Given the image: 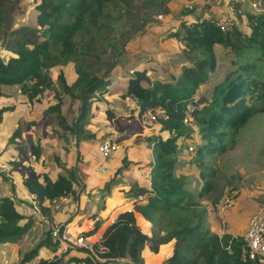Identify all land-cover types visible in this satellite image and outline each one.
Instances as JSON below:
<instances>
[{
    "label": "trees",
    "instance_id": "16d2710c",
    "mask_svg": "<svg viewBox=\"0 0 264 264\" xmlns=\"http://www.w3.org/2000/svg\"><path fill=\"white\" fill-rule=\"evenodd\" d=\"M20 1L0 0V95L4 94L2 85L15 84L25 101L34 104L45 91H51L54 102L41 113L51 115L61 129L56 128L52 136L56 131H69L76 141L85 139L92 135L85 130L92 109L99 93L107 92L113 81L112 69L125 44L136 32H143L156 13H169L171 0H31L35 25L13 23ZM241 2H231V9L245 29L237 21H228L222 30L212 13L197 15L187 23L188 17H180V28L168 32L189 49L178 73L157 79L145 68H136L125 78L124 94L135 102L138 114L148 108L161 111L155 122L162 134L148 137V185L129 184L131 208L119 211L90 249L65 244L60 254L39 257L34 264H148L141 255L144 246L157 252L168 241H172L171 253L158 264H249L241 256L242 235L211 230L208 207L202 202L214 188L216 168L209 158L225 151L227 137L254 111H264V4L244 9ZM68 64L75 74L69 82L63 70ZM53 67H57L54 77ZM64 95L77 102L70 124L59 110ZM188 103L193 109L184 122ZM9 107L0 106V113ZM104 109L109 119L114 118ZM131 111L132 122L126 129L135 128ZM83 130L86 133L80 136ZM12 134L19 135V131ZM21 149L39 156L38 144L29 141ZM181 149L188 156H181ZM10 162L12 167L19 163ZM183 164L197 168L201 183H190L189 174L179 169ZM19 181L42 212L50 211L60 198L73 195L76 182L74 174L57 172L50 177L30 165ZM220 193L209 196L214 204ZM135 212L149 222L148 233L137 224ZM24 216L29 215L20 212L10 197L0 198V244L21 236L32 221L29 216L19 225ZM97 221L84 236L95 231ZM50 237L54 236L49 228L16 264L29 261L41 245L55 250L59 238L49 243ZM162 246L155 254L162 253Z\"/></svg>",
    "mask_w": 264,
    "mask_h": 264
},
{
    "label": "rangeland",
    "instance_id": "374dc122",
    "mask_svg": "<svg viewBox=\"0 0 264 264\" xmlns=\"http://www.w3.org/2000/svg\"><path fill=\"white\" fill-rule=\"evenodd\" d=\"M233 1L236 0H171V10H169V13H163L162 18L160 19H158L156 13L150 24L144 27V31L136 32L133 38L125 44L122 57L127 58L121 59L125 64L118 66L117 70L127 69L134 64L133 61L137 58L144 60L141 58L149 57V60L144 63L146 65L145 67L150 70L152 76L162 78L167 76V73L170 72L176 74L180 60H184L183 57H185V52L188 54L189 49L188 47H185V44L179 41L176 37L168 35L169 29H179V19L182 16L188 17V20H186L187 23L197 15L207 16L210 15V13L214 14L216 18L227 16L228 21H237L239 27L241 29H245L242 22H238L237 17L231 9V2ZM241 1L240 7L244 9L263 7L262 5L264 4V0ZM20 5V10L16 12L13 23L35 25V10L32 7L31 0H21ZM188 6H190L191 9L183 13L182 9L185 7L188 8ZM126 60L130 62H127L126 64ZM186 60L187 59L185 57V61ZM70 68L71 66L69 65L68 67L66 66L63 68L67 80L73 76ZM55 71L56 68H54L53 74ZM121 76L122 75H119L117 78V84L120 86L124 83ZM112 84L113 82H111L109 86ZM115 89L116 86L114 89L111 87L110 92H114ZM117 92L118 93L114 95L112 93H99V104H96V107H94V110L92 111L93 116L91 115L87 125L85 126V130L92 133V135L85 139H78L77 142L74 139V134L71 135V133H68L69 131L63 132V134L56 131L54 137H50V134H52L56 128L59 131L61 129H59L60 127L56 124V121L51 117V115L46 116L45 114L40 113V111L47 104L54 102L53 99H48L49 95H44L40 98L39 102L42 101V105L31 108L26 106L27 108L25 107L26 109L23 110V112H15L13 118L8 117L7 114L0 113V128L3 127L4 134L7 132L5 127L8 128L9 132L5 135L0 133V142L5 144L6 148L11 146V144H13L18 138L25 139L33 135L34 139L37 140H34V142L39 143L41 147V153L39 152L40 156L34 161L35 164L46 168L44 170L51 171L52 167L50 164L53 165L55 163L56 165L57 163L56 170L59 174L65 176L74 174L76 182L80 185H84L86 190V192L82 193L84 201L81 202L80 200L78 207L77 205H74L71 208V211H73L72 218L75 219L76 223L73 227L69 228V235H71V237L75 235L84 236L83 233L90 229L87 228V230H79V224L77 223L87 222L89 216L86 213L94 210V207L97 206V204H93L94 207L92 206V200L94 199L92 189L100 187L103 189L102 191H106L105 184L107 182L103 183L102 186L98 184H93L88 187L85 186L88 182L90 183L89 177H83L84 172L81 167H78V165L74 163L75 161L71 163V166L69 165L67 167L66 158L69 159L70 157L68 153L75 152L76 157L79 151L77 146L81 148L82 158L89 168L86 176H91L97 180L100 179L109 169L114 167L117 168L121 164V161L122 163L125 162V159L130 161L129 171L132 174L140 175L142 166L135 164L134 162L146 163L151 159V140H149L148 137L150 135L156 136L155 134L157 132L156 123H154L155 121L147 119V113L146 116L145 113H143L139 117V114L136 113L135 102L128 100L126 98L127 95L122 93L120 90ZM15 98L16 97L13 95H10L9 97L1 96L0 101L15 102ZM0 106H2L1 102ZM12 107L13 105L11 108ZM103 107H107L112 112L114 118L109 119L106 116L105 109ZM75 109V100L71 101L67 96H63V99L59 104V110L64 115L66 122L69 124L71 123V119L74 121V115H76ZM130 110H132L131 114L133 115V119H135V121H133V126H135L134 129H126L127 123L129 124L131 121V115L129 113ZM38 112L40 114H38ZM107 124L117 132L116 135L119 136V138L117 137L119 148L116 151L115 156L112 158L111 164H107L104 172H99L95 167L92 168V166L98 159L95 155L97 143L100 139H102V134L105 132V134L110 133L106 130ZM42 128L46 131L45 133H43ZM15 129L19 131V135L11 133V131ZM85 130L80 133V136H82L83 133H86ZM144 130L151 132L146 135L147 133ZM42 136L45 138V143L42 141ZM227 139L228 145L225 151L209 158V164L216 168L215 176L212 181V186H214V188L208 191V194L206 193V197L202 198V202L208 207L206 219L211 230L217 233L230 232L242 235L244 227L247 224L248 217L257 206L264 204V111H254L249 116L247 121L240 125L237 131L227 137ZM180 154L181 156H188L185 149H181ZM3 155L5 156V153ZM31 157L35 156L32 154ZM13 158L15 157L12 156L11 159L14 160ZM71 158L75 159L74 154ZM61 165L64 166L62 167ZM10 166L12 167V164ZM179 169L184 172L186 171L189 174L191 184L194 185L195 183H201V181L197 178V168L192 164H183ZM144 171L147 172V166ZM41 172L42 171H40V173ZM125 174V171H119L117 174L112 173L108 178V181H112L113 178L121 180L122 176ZM7 180L8 178L4 176V173L0 172V188H2L0 195L7 194V190L3 186L4 184H2ZM12 188L10 189L11 191L13 190ZM108 188L109 185L107 189ZM217 188L218 190H216ZM230 189L233 190L232 203L230 206L226 207L224 211L219 212L218 204L221 201L222 196ZM216 191H220L221 193L218 200L214 204L209 196L212 192ZM124 194L127 200L132 198L130 193L125 192ZM33 204L34 205L30 208L33 213L30 214L38 216V211H41V209L34 201ZM63 210L64 207L60 206L55 210V212ZM137 223L141 229L145 230L147 233L149 232L148 222V224L143 223L142 220L137 217ZM45 232H43V235L39 236L37 240H35L32 235L27 238H22L20 240L17 239L13 242L9 241L7 243H9V247H11L15 242L18 250L20 249L23 251L34 242L36 244L40 239L44 238ZM50 238L49 243L52 242L54 237ZM83 238V241L89 246L88 249H90L91 242H87V240H90H86L85 237ZM58 241H60L58 243H61L62 247L65 246L63 239L59 238ZM161 245H163L162 253L158 254L155 253L159 251L160 245L158 246L157 252L150 251L147 245H145L141 251L144 262L148 264H158L171 253L172 241H168ZM56 254H60V251L57 250ZM52 255L54 254H50L47 257H51ZM0 258V264H15L18 261V259L14 260V257L8 256V254H3Z\"/></svg>",
    "mask_w": 264,
    "mask_h": 264
},
{
    "label": "crops",
    "instance_id": "0c3cea01",
    "mask_svg": "<svg viewBox=\"0 0 264 264\" xmlns=\"http://www.w3.org/2000/svg\"><path fill=\"white\" fill-rule=\"evenodd\" d=\"M174 29L175 28L169 29V31L170 30H174ZM186 54L187 53L185 52V55ZM126 58L120 57V59L118 61V64L115 67H113V69H112V76H113V81L112 82H113V84L111 86H109L110 84L108 85L107 92H105V93H107V94L112 93L114 95V94L118 93L117 92L118 90H120L122 93H124V83L122 84V86L118 85L117 84V78H118L119 75H122L121 79L125 80V78L129 75V73H131L132 70L136 69V68H145L147 73L152 78L161 79V77L152 76L150 70H148V68L145 67L146 65H145L144 62L149 60V57L141 58V59H144V60H140V59L137 58L135 61H138V62L133 61L134 64H132L127 69H125V70L124 69L123 70H117L118 66H121V65L125 64L124 61L121 60V59H126ZM183 59L184 60H180V62L178 64V71H179L181 65L185 62V57H183ZM127 62H130V61L126 60V64H127ZM68 65L71 66L70 64H68ZM68 65H66V66L68 67ZM66 66H64V67H66ZM54 68H56V71L53 74ZM70 71L72 72L73 76H72V78L67 80L68 82L70 80H72L74 75H75L74 72L72 71V67L70 68ZM178 71H177V73H178ZM56 72H57V67H53L51 69V71H50L52 77L55 76ZM170 73H172V72H170ZM170 73H167V76ZM173 74H175V73H173ZM167 76H165V77H167ZM162 78H164V77H162ZM115 86H116V89L114 90V92H112V91L110 92V88L112 87L114 89ZM2 90H3L4 94L0 95V97L1 96L9 97L10 95H13V96L16 97L15 98V102L8 101V100H7L8 102L0 101L2 105H6V104L7 105H11V106L13 105L12 108L9 107L8 109H5L3 112H1V113H4V114H7V116L10 117V118H13L14 113L17 112V111L23 112V110H25L27 108L26 106H29L31 108V107H36L38 105H42L43 104L42 101H41V102H35L34 104H36V105H34V104H29L28 105V103L25 101V98L18 92L19 89H18L17 85H15V84H13V85H2ZM44 95L45 96L49 95L48 99H51V96H50L51 95V91H45ZM64 96H66V95H64ZM126 98L128 100H132L128 96H126ZM62 99H63V97H62ZM76 103L77 102L75 101V108H76ZM96 104H99V101H97ZM96 104H95V107H96ZM93 110H94V108L92 109V111ZM145 112H146V110L143 111L141 113V115L143 113H145ZM40 113H41V111H40ZM40 113L38 112V114H40ZM136 113H137V111H136ZM13 121H15V120H13ZM147 122H153V121H147ZM154 123H156V122H154ZM106 128H107L106 130L110 132L109 134H111L114 137V139L118 141L119 136L116 135L117 132L115 130L112 131L113 129L108 124L106 125ZM5 130L7 131V132H5V134H8L9 133L8 132V128L5 127ZM29 130H31V129H29ZM42 131H43V128H42ZM144 131L147 133L146 135H148L149 132H151V131H146V130H144ZM12 132L13 131H11V133ZM156 132L157 133L155 135L162 134L158 130V124L157 123H156ZM0 133L2 135L4 134L3 127L0 128ZM104 134H102V136H101L102 139L105 138L108 135V134H105V136H104ZM65 135H67V134H65ZM50 137H54V136H52V134H50ZM43 138L44 137L42 136V141H44V143H45V138L44 139ZM34 140H36V139H34L33 135L29 136V138H25V139L18 138L17 140L14 141L13 144H11V146H9L7 148H6L5 144L0 142V145L2 146V152L0 154V161L4 162L6 167H7V170L0 168V172H3L4 176L6 178H8V180L5 183H2V184H4L3 185L4 188H6V190H7V194H1L0 198L3 197V196L10 197L13 200L15 207L20 212L24 213L25 215L32 216L31 217L32 218L31 223L28 225L26 230L21 234V236L19 238H17L18 240H20L22 238H27L28 236H32V235H33V238L35 240H37L39 236L43 235V232L49 230L51 224L54 225L56 223H60V222H63V221H68L69 228L73 227V225H75L76 223H75V219L72 218L73 211H71V208L74 205H77V207H78V204H79L80 200H81V202L84 201V197H83L82 193L86 192L85 187H84L83 184H82L83 185L82 186L79 183L74 182L73 183V189H74V194L73 195H71L70 197H62V198H60L50 211L48 210V211H45L43 213L41 211H38V214H39L38 216L35 215V214L31 215L30 213H33V212H31L30 208L34 205L33 204L34 199L32 198V194L28 193L26 191V189L21 185V183L19 181L20 177L23 175L21 173V170H23V168H27L28 165H30V166H32V168L36 172L38 171L40 173V171H42L41 172L42 174L49 175L50 177H53L55 175L54 173H57V170H56L57 163H56V165H55V163L53 165L50 164V166L52 167L51 171L44 170L46 168H43L42 166H39L38 164L34 163V161L37 160L40 155L38 156V158H35V157H31L32 154L30 152L22 151V149H21L22 145L24 143L29 142V141H30V143L39 145V143H37V142L35 143ZM17 143H19V146H16ZM39 147H40V145H39ZM77 148L79 149L78 156L76 155V157H75V152L68 153V155L70 157H69V159L66 158L67 167L69 165L71 166L72 165L71 163L73 161H75L74 163H76L78 165V167H81V169L83 170V172H84V174H83L84 176L83 177H89L90 183L88 182V184L85 185L87 187L91 186L93 184H98V185L102 186L103 183L109 182V184H108L109 188L107 189L108 191L106 190L103 195H102V190L103 189H101L100 187L92 189L93 193H94L93 194L94 199L92 200V206L94 207L93 204H97V206L94 207V210H92L90 212L88 211V213H86L89 216L88 219H87V222H85V223H77V224H79V226H78L79 230H81V229L87 230V228H91L92 223H93L94 220H98L97 221L98 225H97V228L95 229V231L92 234L85 236L86 240L87 239L90 240V241L87 240V242H91L92 243V242H94L95 240H97L100 237L103 229L116 217V215H117V213L119 211L131 208V206H132V203H131L132 198H129L127 200V198H126V196L124 194L125 192H127L129 184L130 183H136L137 185H141V186H147L148 185V174H147L146 171H144L146 166H147V171H148V162H146V163L134 162L135 164H138V165L142 166L140 175H135V174H132L129 171L130 161L125 159L124 164L121 161V164L117 168L114 167V168L109 169L108 171H106L102 175V177L100 179L97 180V179H95V178H93L91 176H86L87 173H88L89 168H88V165L86 164V162L82 158L81 148H79L78 146H77ZM116 151L114 152V154L110 158L102 159L100 154L97 151V148H96L95 155L97 156L98 159L95 162V164H93L92 168L95 167L96 170H98L99 172H104L106 170L107 164H111V160L115 156ZM4 153H5V156L3 155ZM40 153H41V147H40ZM73 154H74V158L75 159L71 158L73 156ZM12 156L15 157V158H13L14 160L11 159ZM26 156L28 157V160L25 159ZM9 160L10 161L17 160V161H19V163L17 164V166L11 167L10 165L13 164V163L10 162ZM99 165H103L104 169L103 170H99L98 169ZM121 165H123V167L119 170V167ZM119 171H123V172L125 171L126 172V174L124 176H122L121 180H119L118 178H113L112 181H108V178L111 176L112 173L113 174H117V173H119ZM0 185H1V182H0ZM11 188L13 189L12 191L10 190ZM1 189L2 188H0V191H1ZM8 192H9V194H8ZM43 203L47 204L46 200H44ZM60 206H63L64 210L55 212V210L57 208H59ZM53 209H54V211H53ZM92 215H93V217H92ZM134 215H135L136 222H137V217H139L142 220L143 223H146V224L149 223V222L147 223V221L145 219H143L138 213L135 212ZM29 216H24L23 218H21L18 221V224L22 225ZM141 230L146 232L143 229H141ZM148 230H149V226H148ZM34 244H35V242L33 244H31L29 247H27L25 250L22 251L20 249L18 250V247H17V245H15V242L13 243V246H11V247H9L10 244L7 243V242L6 243H2V244H0V257L3 254L4 255L8 254V256L14 257L13 258L14 260L18 259V261H19L21 256H22V254L25 251H27L29 248L33 247ZM162 244H164V243H162ZM57 250H59L60 252L62 250H64V247H62L61 243H58V245L56 246L55 250H52L50 247H46L44 245H41L38 248V250H37V254H35V256H33V257H36V259H38L39 257H47L50 254H56ZM0 262H1V258H0ZM113 263H116V262H113ZM25 264H29L28 261Z\"/></svg>",
    "mask_w": 264,
    "mask_h": 264
},
{
    "label": "built area",
    "instance_id": "2783aa9c",
    "mask_svg": "<svg viewBox=\"0 0 264 264\" xmlns=\"http://www.w3.org/2000/svg\"><path fill=\"white\" fill-rule=\"evenodd\" d=\"M158 19L162 18V13H157ZM156 17V18H157ZM217 23L222 30H225L228 26V17L222 16L217 18ZM193 106L188 103L185 109V117L183 121L187 119V115L192 111ZM148 114L147 119L156 121V118L161 115V111L158 108H148L145 112ZM114 131V130H112ZM118 141L114 139L111 134H108L105 138L101 139L97 143V150L102 159L110 158L114 152L118 149ZM2 152V146L0 145V154ZM0 168L6 169L5 163L0 162ZM99 170H103L104 166L99 165ZM233 190H228L223 196L218 204V211L222 212L226 207L230 206L232 203ZM51 235L63 239L65 244L78 245L81 247L89 248L87 243L83 240L85 236L83 235H69V223L66 221L54 224L50 226ZM242 247L241 256L243 259L247 260L249 264H264V204L257 206L251 215L248 217L247 224L242 233ZM36 257L30 258L29 264H34L36 262Z\"/></svg>",
    "mask_w": 264,
    "mask_h": 264
},
{
    "label": "water",
    "instance_id": "95a60500",
    "mask_svg": "<svg viewBox=\"0 0 264 264\" xmlns=\"http://www.w3.org/2000/svg\"><path fill=\"white\" fill-rule=\"evenodd\" d=\"M138 116L140 117V114H139ZM25 159L28 160V157L26 156ZM23 170L25 171L26 168H23ZM23 170H21V173H22V174H23V172H24Z\"/></svg>",
    "mask_w": 264,
    "mask_h": 264
}]
</instances>
